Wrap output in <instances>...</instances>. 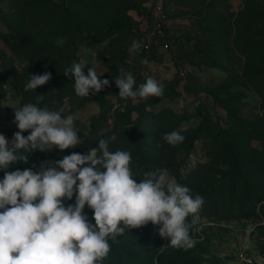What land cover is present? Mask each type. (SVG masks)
<instances>
[{
  "label": "rangeland",
  "instance_id": "374dc122",
  "mask_svg": "<svg viewBox=\"0 0 264 264\" xmlns=\"http://www.w3.org/2000/svg\"><path fill=\"white\" fill-rule=\"evenodd\" d=\"M158 1L0 0V134L11 141L19 131L13 107L35 103L43 95L38 106L63 109L64 117L74 115L80 137L79 145L64 151L21 150L27 163H14L7 171L35 165L38 172L42 162L58 161L73 152L87 154L99 147L101 139L109 140L110 151L131 153L139 178L166 169L170 179L200 195L204 204L190 233L197 241L193 248L170 246V240L159 234L161 226L149 223L126 231L118 243L109 239L111 251L103 264H264V179H258L248 146L253 137L250 128L264 134V96L244 79L247 61L232 46L235 35L227 21L234 20L244 2L215 0L209 8L201 0H163L171 47L165 50L158 42L146 52L141 40L144 20ZM208 24L214 30L221 24L217 32L221 38L205 32ZM61 37L65 43L57 46ZM134 41L141 47L130 51ZM17 48L22 50L18 53ZM48 52L61 63L52 64ZM82 60L85 72L95 66L110 86L98 94L77 96L74 77L64 72ZM182 69L187 70L186 77L181 76ZM45 71L51 72L52 80L25 91L30 74ZM129 73L137 86L148 77L156 79L164 85L163 95L122 99L115 78ZM172 131L182 134L184 141L167 143L163 136ZM219 132L232 137L238 156L213 139ZM252 144L264 150V139ZM233 157L244 171L241 179L231 181ZM4 174L0 170V180ZM244 181L252 185L245 195ZM64 202L74 204L75 196ZM84 211L94 224L93 211L87 206Z\"/></svg>",
  "mask_w": 264,
  "mask_h": 264
},
{
  "label": "clouds",
  "instance_id": "9594fccd",
  "mask_svg": "<svg viewBox=\"0 0 264 264\" xmlns=\"http://www.w3.org/2000/svg\"><path fill=\"white\" fill-rule=\"evenodd\" d=\"M63 46L64 38H58ZM134 41L130 51L138 50ZM147 63V61H143ZM86 62L73 63L64 75L74 77L77 96L98 94L110 86L101 79L96 67ZM52 80L51 72L30 74L25 91L36 90ZM119 96L127 100L161 97L164 85L148 77L137 86L131 73L116 77ZM35 103L13 107L14 123L19 131L9 141L0 134V264H103L118 237L149 223L161 226L159 234L175 248L191 249L197 241L190 234L199 222L204 204L200 195L169 178L166 169L134 172L132 155L127 150H109V140L101 139L98 148L87 154L73 152L58 161L42 162L39 171L32 168L7 171L10 165L27 163L21 150L64 151L75 148L80 137L74 115L62 116L63 109L50 110ZM29 132V135H23ZM115 140V136L110 138ZM170 145L182 143L178 131L165 133ZM47 149V150H46ZM139 178V182H137ZM75 203L65 205V200ZM93 211V224L85 207ZM189 217L191 221L189 222Z\"/></svg>",
  "mask_w": 264,
  "mask_h": 264
},
{
  "label": "trees",
  "instance_id": "16d2710c",
  "mask_svg": "<svg viewBox=\"0 0 264 264\" xmlns=\"http://www.w3.org/2000/svg\"><path fill=\"white\" fill-rule=\"evenodd\" d=\"M161 1L163 2V0ZM214 1L215 0H201L202 4L207 3V5H209L208 6L209 8L214 7V3H213ZM243 2H244V7L236 15L234 20L232 21L230 19H227L228 25L230 26L232 33L234 32L235 35L231 44L232 46L235 47L236 50L238 51L240 50L242 56L247 61V67L244 72V79L251 86H253V88L258 93L264 96V0H243ZM163 4L165 6L164 2ZM165 8L167 9V6H165ZM220 27L221 24L218 25L216 30H214L212 29V24H208V26L205 28V32L215 35L217 34V32L221 30ZM217 36L221 38L222 33L217 34ZM141 40H142V34H141ZM70 44L68 42V46ZM21 50L22 49L19 48L18 53ZM47 55L49 57L47 59L52 64H55V66L58 65V62L61 63L59 57L55 56L56 54L54 55L48 52ZM238 125L240 127L246 128L244 127L245 126L244 122H239ZM202 129L203 128H201L200 130ZM205 129L209 131L210 135L213 134V129L211 127L207 126ZM250 132L252 133L253 137L250 139L248 146L250 147L253 155L251 154L249 155L251 159L255 157L254 160L252 161V164L255 167L254 170L257 173H259L258 179L263 180L264 150L261 152L259 148L255 147L252 144V142L253 140L264 139V134H260L256 130H252L251 128H250ZM213 139H216L218 141L221 140L219 145H221L222 147H226V149L228 150V152L230 151V153L233 151L234 153L233 155L235 156L239 155V152L236 149L237 146L234 144L232 137H229V135L226 132H219V135L216 134V136ZM214 145L216 146V143ZM251 159L249 162H251ZM232 167H233L232 173L231 175H228V177H230V180L233 181V179L236 178L241 179L242 172L244 171V169L239 159H237V157H233ZM251 186L252 185L250 183L244 181L243 195H245V191H248Z\"/></svg>",
  "mask_w": 264,
  "mask_h": 264
},
{
  "label": "built area",
  "instance_id": "2783aa9c",
  "mask_svg": "<svg viewBox=\"0 0 264 264\" xmlns=\"http://www.w3.org/2000/svg\"><path fill=\"white\" fill-rule=\"evenodd\" d=\"M169 23V13L165 8L163 2L160 0L154 4V6L149 10V14L144 20V29L142 31V43L144 50L150 51L154 44L161 43V47L165 50L170 49L171 43L167 39V25ZM181 76L186 77L187 70H180ZM244 260H249L244 254H241Z\"/></svg>",
  "mask_w": 264,
  "mask_h": 264
}]
</instances>
